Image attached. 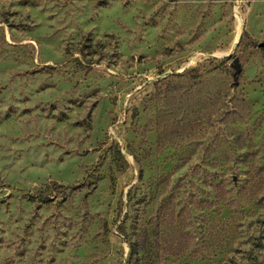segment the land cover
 <instances>
[{
    "label": "rangeland",
    "instance_id": "obj_1",
    "mask_svg": "<svg viewBox=\"0 0 264 264\" xmlns=\"http://www.w3.org/2000/svg\"><path fill=\"white\" fill-rule=\"evenodd\" d=\"M260 44L264 0H0V264H264Z\"/></svg>",
    "mask_w": 264,
    "mask_h": 264
},
{
    "label": "trees",
    "instance_id": "obj_2",
    "mask_svg": "<svg viewBox=\"0 0 264 264\" xmlns=\"http://www.w3.org/2000/svg\"><path fill=\"white\" fill-rule=\"evenodd\" d=\"M260 47L264 49V44H260ZM228 59H230V57ZM119 156L121 157V160L125 162V159L120 152H119ZM140 253H141L140 244L137 242H132L130 245V257L129 260L127 261V264H140V260H141Z\"/></svg>",
    "mask_w": 264,
    "mask_h": 264
},
{
    "label": "water",
    "instance_id": "obj_3",
    "mask_svg": "<svg viewBox=\"0 0 264 264\" xmlns=\"http://www.w3.org/2000/svg\"><path fill=\"white\" fill-rule=\"evenodd\" d=\"M233 66H234V68L236 69V74L241 73L242 68H241V66H240V64H239V59H238V58H235V59H234Z\"/></svg>",
    "mask_w": 264,
    "mask_h": 264
}]
</instances>
